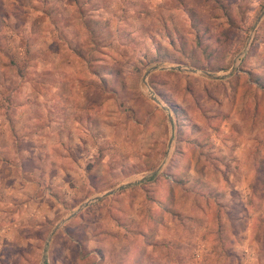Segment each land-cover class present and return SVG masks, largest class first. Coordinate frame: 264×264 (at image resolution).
Returning <instances> with one entry per match:
<instances>
[{
	"label": "rangeland",
	"instance_id": "374dc122",
	"mask_svg": "<svg viewBox=\"0 0 264 264\" xmlns=\"http://www.w3.org/2000/svg\"><path fill=\"white\" fill-rule=\"evenodd\" d=\"M263 9L0 0V264H264Z\"/></svg>",
	"mask_w": 264,
	"mask_h": 264
},
{
	"label": "water",
	"instance_id": "95a60500",
	"mask_svg": "<svg viewBox=\"0 0 264 264\" xmlns=\"http://www.w3.org/2000/svg\"><path fill=\"white\" fill-rule=\"evenodd\" d=\"M264 16V9L261 11V13L259 14V16L257 17V19L255 20L253 26H252V29H251V34L253 33V31L255 30L258 22L260 21V19ZM251 37L248 38V41L246 43V46L247 44L249 43ZM246 50V48H244V50L242 52H240V54L238 56H241L242 53H244ZM187 70V71H190V72H193V73H199L201 75H204L206 77H209V78H213V79H224V78H227L228 76H230L232 74V72L234 71L235 69V61H234V65L231 67V69L229 70L228 73L226 74H218L216 72H209V71H206V70H200V69H197V68H194V67H191V66H187V65H183V66H180V65H177V66H174V65H171V66H157V65H154L152 67H150L148 70L145 71L143 77H142V82L143 84L145 85L146 89H147V94L149 96V98L151 100H153L157 105H159L166 113L167 115V121L169 123V127H170V135H169V140H168V144H167V153L169 152L170 148H171V144H172V141H173V127H174V121H173V117H172V114H171V110L168 106H166L160 99L159 97L156 95L155 91L149 86L148 82H147V76L149 75V73L151 71H154V70ZM159 170V168H156L155 170L152 171V173H155ZM147 179V176L139 179V180H134V181H131L129 183H126V184H123L121 186H119L118 188L116 189H113V190H110L109 192H106L105 195H109L113 192H115L116 190H120V189H123L124 187H127V186H130V185H134V184H137V183H140V182H143ZM102 197V195L100 196H95L93 198H90L89 200L83 202L82 204H80L78 206V208L76 210H74L67 218L61 220L58 224L55 225V227L53 228V230L51 231L50 235L48 236L47 238V241H46V244L43 248V254H42V258L43 260L45 259V253H46V249H47V244L51 238V236L53 235V233L66 221V220H69L73 215H75V213L77 211H79L81 208H83L84 206H87L88 204L92 203V202H95L96 200L100 199Z\"/></svg>",
	"mask_w": 264,
	"mask_h": 264
},
{
	"label": "trees",
	"instance_id": "16d2710c",
	"mask_svg": "<svg viewBox=\"0 0 264 264\" xmlns=\"http://www.w3.org/2000/svg\"><path fill=\"white\" fill-rule=\"evenodd\" d=\"M197 31H198V32H197V35L199 34V31H200V33H201L202 35L204 34V30H202V29H200V30L197 29ZM201 34H199V35H198V38H197V40H198V42H199L200 45L203 43V41L205 42V39L202 38ZM223 35H224V34H223ZM221 37H223V36H221ZM221 37H220V38H221ZM204 48H205V47H204ZM172 109H173V112H174L176 115H179V113H178V112H179V110H178V106H174V105H173V106H172Z\"/></svg>",
	"mask_w": 264,
	"mask_h": 264
},
{
	"label": "crops",
	"instance_id": "0c3cea01",
	"mask_svg": "<svg viewBox=\"0 0 264 264\" xmlns=\"http://www.w3.org/2000/svg\"><path fill=\"white\" fill-rule=\"evenodd\" d=\"M14 156H16V155L14 154Z\"/></svg>",
	"mask_w": 264,
	"mask_h": 264
}]
</instances>
